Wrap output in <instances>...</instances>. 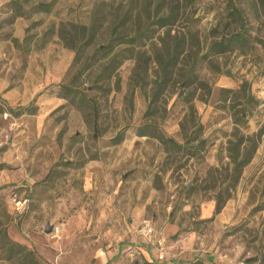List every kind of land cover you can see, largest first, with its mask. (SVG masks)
Segmentation results:
<instances>
[{"label": "rangeland", "instance_id": "obj_1", "mask_svg": "<svg viewBox=\"0 0 264 264\" xmlns=\"http://www.w3.org/2000/svg\"><path fill=\"white\" fill-rule=\"evenodd\" d=\"M172 6L170 24L153 23ZM238 30L246 47L209 51ZM60 83L96 109L58 96ZM26 106L35 112L10 111ZM143 220L169 261L194 247L264 264V6L0 0V264H142L124 248H155ZM3 233L31 259L5 250Z\"/></svg>", "mask_w": 264, "mask_h": 264}, {"label": "trees", "instance_id": "obj_2", "mask_svg": "<svg viewBox=\"0 0 264 264\" xmlns=\"http://www.w3.org/2000/svg\"><path fill=\"white\" fill-rule=\"evenodd\" d=\"M186 1L192 2L193 0H186ZM259 2L262 4V6H264V0H259ZM49 5H50L49 3H39V4H37V7L41 8L43 10H49V8H50ZM232 8H233L232 13H231L232 18L238 19V21H237L238 26L241 28L242 23H243V20H242L243 17H242L241 9H240V7H237V6H235V7L233 6ZM174 9H175L174 6H172L169 9V12L167 15L157 17L155 20H153V23L156 25H159V26H165L167 24H170L173 21V17H175ZM134 39L137 40L138 37L136 38V36H135L133 38H125V37L119 38V40H122V42H131ZM13 40H15V39H13ZM247 44H248V38L242 33L241 30H238V31H233L227 37H222L220 40L212 42V44L209 47V51L212 53H225L229 50L246 47ZM72 47L75 48L76 52H78L80 50L79 45L78 46L75 45ZM115 60H116V57L115 56L112 57L110 59V61L107 63L105 70L112 68ZM58 96L68 99L80 110L84 111L88 106H91L92 109H94V110L96 109V107H94V103L92 102V98L90 96H88L85 92H83L82 90L77 89V87L73 83H60L59 90H58ZM10 111L13 112L14 114H21L24 112L34 113L35 109H33L30 106H26V107H17L16 109H10ZM151 127H153V126L148 125V124L139 126L137 128L138 135L147 134L148 128H151ZM121 139H122V134L118 133L115 135L113 141L118 142ZM166 141L172 147H179V148L184 147V145H177L175 142L171 141L170 139H167ZM248 160L249 159H247V157H246L241 162H238V166L239 167L244 166L248 162ZM225 200H226L225 198L224 199H222V198L216 199L212 216H214L215 214H217L221 211V209L224 206ZM3 234H4L3 236L5 238H7V242H8L7 245H5V250L10 252V254H12L14 252L21 253L20 256H21V259H23V260H30L31 259L32 255H33L32 250L27 249L24 245L10 241V239L5 235V233H3ZM33 264H38V262L34 260ZM142 264H169V263H168V261L159 262L156 259L145 258L142 261ZM180 264H209V263L204 261L202 258L196 257V258L191 259V260L180 261Z\"/></svg>", "mask_w": 264, "mask_h": 264}, {"label": "crops", "instance_id": "obj_3", "mask_svg": "<svg viewBox=\"0 0 264 264\" xmlns=\"http://www.w3.org/2000/svg\"><path fill=\"white\" fill-rule=\"evenodd\" d=\"M130 249H133L136 253H142L143 257L147 259H156L157 253L155 251V248L151 246H148V245L139 246L136 243H133V244L130 243V244H127L126 247L124 248L125 251H128ZM194 250H195L194 247H191V248L189 247V249L181 250L179 251V255L177 256L176 259H173L171 261L169 260H166V261H168L169 264H180V261L191 260L196 257H199L209 264H220L218 261V255H216L215 253L211 252V254H203L197 251L195 252ZM128 253H130V251H128Z\"/></svg>", "mask_w": 264, "mask_h": 264}, {"label": "built area", "instance_id": "obj_4", "mask_svg": "<svg viewBox=\"0 0 264 264\" xmlns=\"http://www.w3.org/2000/svg\"><path fill=\"white\" fill-rule=\"evenodd\" d=\"M141 234L149 244L155 247L156 249V260L159 262L166 261L167 258L170 256V253L167 252V247L164 243H162V239H158L155 237V230L153 226L150 224L149 220H143ZM130 251L131 255L135 254L136 252L133 249L128 250ZM169 256H168V255Z\"/></svg>", "mask_w": 264, "mask_h": 264}, {"label": "water", "instance_id": "obj_5", "mask_svg": "<svg viewBox=\"0 0 264 264\" xmlns=\"http://www.w3.org/2000/svg\"><path fill=\"white\" fill-rule=\"evenodd\" d=\"M51 230V225H49L48 223L45 225L44 231L45 232H49ZM251 258L246 259L247 261H249Z\"/></svg>", "mask_w": 264, "mask_h": 264}]
</instances>
